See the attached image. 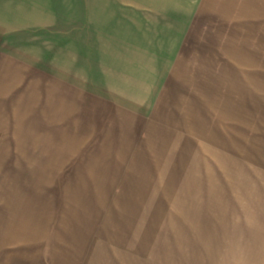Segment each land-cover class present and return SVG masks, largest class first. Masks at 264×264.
Here are the masks:
<instances>
[{
	"label": "rangeland",
	"instance_id": "1",
	"mask_svg": "<svg viewBox=\"0 0 264 264\" xmlns=\"http://www.w3.org/2000/svg\"><path fill=\"white\" fill-rule=\"evenodd\" d=\"M0 189L35 264L200 202L263 264L264 0H0Z\"/></svg>",
	"mask_w": 264,
	"mask_h": 264
},
{
	"label": "crops",
	"instance_id": "2",
	"mask_svg": "<svg viewBox=\"0 0 264 264\" xmlns=\"http://www.w3.org/2000/svg\"><path fill=\"white\" fill-rule=\"evenodd\" d=\"M2 193L0 189V264H35L34 251H29L34 244L31 228L26 224L19 229L15 206L11 199L4 202ZM190 207L186 218L128 219L122 221V232L109 229L107 233L80 235L74 249L65 250L53 263L54 255L50 254V263L229 264V257L233 264L228 252L231 241L228 246L226 233L237 229L227 225V207H212L207 202L193 203ZM230 252L234 255L233 250ZM238 260L242 264L241 254ZM254 261L258 263L257 257Z\"/></svg>",
	"mask_w": 264,
	"mask_h": 264
}]
</instances>
